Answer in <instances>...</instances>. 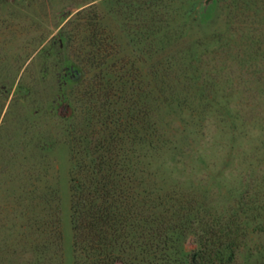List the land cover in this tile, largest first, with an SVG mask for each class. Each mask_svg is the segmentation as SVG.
<instances>
[{
	"label": "rangeland",
	"instance_id": "1",
	"mask_svg": "<svg viewBox=\"0 0 264 264\" xmlns=\"http://www.w3.org/2000/svg\"><path fill=\"white\" fill-rule=\"evenodd\" d=\"M98 83L143 187L111 264H192L204 237L264 264V0H0V264L86 259L70 143L99 136Z\"/></svg>",
	"mask_w": 264,
	"mask_h": 264
},
{
	"label": "trees",
	"instance_id": "2",
	"mask_svg": "<svg viewBox=\"0 0 264 264\" xmlns=\"http://www.w3.org/2000/svg\"><path fill=\"white\" fill-rule=\"evenodd\" d=\"M93 87L95 90L92 91L101 99L94 111L102 119L99 126L90 128V132L99 136L85 142L77 139L70 143L76 168L69 186L73 243L76 250L86 257L85 260L76 258L75 264L112 263V244L120 235L116 230L120 229L128 211V183L134 182L136 193L143 191L140 181L136 182L131 177L129 160L122 147L121 132L132 131L129 123L132 114L124 118L127 110L115 104L121 99L116 98L118 95L114 92L111 94L116 95L114 107L111 110L106 108L113 101L109 92L101 91L104 86L100 83ZM227 234L226 238L231 239ZM222 247V242L204 237L192 254V264H226L228 260L218 256Z\"/></svg>",
	"mask_w": 264,
	"mask_h": 264
}]
</instances>
